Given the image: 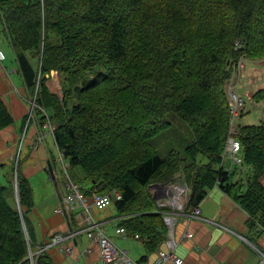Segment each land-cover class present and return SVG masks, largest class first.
Instances as JSON below:
<instances>
[{
	"label": "trees",
	"instance_id": "trees-1",
	"mask_svg": "<svg viewBox=\"0 0 264 264\" xmlns=\"http://www.w3.org/2000/svg\"><path fill=\"white\" fill-rule=\"evenodd\" d=\"M0 21L35 115L55 125L70 179L87 197L121 196L102 210L113 208L117 227L141 242L139 264L165 247L168 232L167 208H157L148 187L176 175L190 190L185 213L218 186L248 215L249 231L264 235V119L238 126L243 169L222 165L228 67L264 60V0H0ZM52 71L62 97L49 90ZM251 99L264 102V87ZM169 113L189 130L183 157H162L152 143ZM12 124L0 97V131ZM20 162L2 165L0 264H32L19 209L32 253L44 246L27 217L35 203ZM33 264L54 262L42 251Z\"/></svg>",
	"mask_w": 264,
	"mask_h": 264
},
{
	"label": "crops",
	"instance_id": "crops-1",
	"mask_svg": "<svg viewBox=\"0 0 264 264\" xmlns=\"http://www.w3.org/2000/svg\"><path fill=\"white\" fill-rule=\"evenodd\" d=\"M57 81L59 83V80ZM55 86L58 87L57 83ZM48 87L51 93L58 94L51 89L50 85ZM21 90L23 92V89ZM12 91L7 86L6 89L4 88L3 97L0 96L10 114L9 105H14L17 112L16 119L11 114L14 123L0 131V140L2 141L0 143V179L5 171L2 165L11 163L15 156V152L8 149L12 146L15 147L13 140L16 141L18 136L23 133L22 136H29L28 146H30L37 133L46 131L37 119L33 121V124L30 121L26 125V103L20 99L17 91H15L16 95ZM46 136L43 144L36 147L40 151H37L36 159L40 162L39 169L34 171L26 169V173L21 170L29 181L33 172L44 171L49 181L48 189L42 182L44 192L39 201L34 198L31 184L35 205L27 217L34 229L36 246L38 248L43 243L49 244L56 234L71 235V238L62 246H52L46 250L54 264H101L99 246L92 235H89L94 231L89 229L88 224L83 222L80 216L72 214L71 217H67L62 211L59 188L55 183L50 182L48 176L49 161L51 155L55 157L56 147L53 136L51 135L50 140ZM28 165L29 163H27ZM225 166H229L228 161L225 162ZM27 174L28 176H26ZM185 203L177 204V209L171 211L175 216V254L183 260L182 264H264L261 263L262 255L259 253V250L264 252V235L259 238L249 231L247 227L248 215L218 186L210 189L205 199L199 204L202 216L209 222L186 219L182 209ZM115 214L113 208L101 211L90 209L93 223H96L116 246L128 252L132 260L131 264H139L138 261L145 254L144 248L137 238L119 235L115 232L118 228V218L115 217ZM185 232H190L192 238L184 241L182 235ZM65 247H70L71 251L67 252ZM164 249L165 247H162L161 251ZM156 259L157 253H154L149 255L143 264H157Z\"/></svg>",
	"mask_w": 264,
	"mask_h": 264
},
{
	"label": "built area",
	"instance_id": "built-area-1",
	"mask_svg": "<svg viewBox=\"0 0 264 264\" xmlns=\"http://www.w3.org/2000/svg\"><path fill=\"white\" fill-rule=\"evenodd\" d=\"M239 46L240 42L237 41L236 48H238ZM4 58V54L2 53V51H0V60H3ZM243 60L244 57H241L234 65L228 67V70L230 69L231 75L230 78L225 82L224 86L225 95L229 103L230 119L228 123L227 138L222 153V164H224L225 161H228L230 163L229 169H231L233 165L241 166V164L243 163V159L241 156V145L236 138L239 126V116L245 108V101L237 92V80L240 77V72L244 70ZM43 112L47 117V113L44 110ZM44 128H46V131L37 133L33 139V144L36 147L43 144L46 134H53L55 125L47 121V123L44 125ZM68 170V160L62 155L61 152L57 150V153L55 155V168L54 170L50 171L49 180L55 183L59 188L62 211L64 212V214L67 217H71L72 214L80 216L83 222L88 224L89 229L94 231L93 234L89 235H92L95 242L99 246V258L101 264H131L132 260L129 257L128 252L117 247L113 243V241L99 229L97 224L93 223L90 215L91 208L97 210L105 209L112 203L113 199L118 200L121 198V196L117 192L113 191L112 194H94L91 197H87L86 195L81 193L78 185L70 179ZM60 174L62 175V177ZM63 176L65 177V179H63ZM175 186L182 187L180 192V196H182V198L180 200L175 198V196L177 195L173 190ZM187 190H189V188L181 182L157 185L156 187H152L149 189V192L151 194H156L161 201V206H158L157 204L158 209L167 208L168 210H164L165 212L163 213L165 224L168 226V235L164 244L165 249L157 252V264L183 263V260L175 254L176 241L173 234L175 216L171 211L177 209V204L188 202L189 197L185 198ZM163 197L166 200H164ZM186 203L184 205H186ZM183 216L186 219H198L209 222L202 216V211L199 205L192 207L187 213L183 212ZM116 233L124 234V229H116ZM70 238L71 235L57 234L53 236L49 246H60ZM191 238L192 234L189 232L184 235L183 240L186 241ZM65 250L67 252L71 251L70 247H66ZM38 253H40V251ZM259 253L262 255L261 263H264V254L260 251Z\"/></svg>",
	"mask_w": 264,
	"mask_h": 264
},
{
	"label": "rangeland",
	"instance_id": "rangeland-1",
	"mask_svg": "<svg viewBox=\"0 0 264 264\" xmlns=\"http://www.w3.org/2000/svg\"><path fill=\"white\" fill-rule=\"evenodd\" d=\"M0 50L5 56L3 60H0V96L3 97L4 88L6 89L7 86L10 87L11 90H13L12 92L14 94H15V91H17L19 93L20 99L23 102H25L27 106V112L25 113V116H26L25 121H28V120L32 121V124H33L34 120L36 121L37 119L38 121L40 119V115L39 114L35 115V112L33 110L34 108L33 99L28 94L25 88L23 79L20 73L18 72V65H17V62L15 61L14 52L9 43V38L5 31L4 25L1 21H0ZM243 65H244V70L240 72V77L237 80V92L240 94V96H242V98L245 101L244 115L245 114L246 115L242 117L241 119H239L238 125L256 124V123H259L262 119H264V102L255 103L254 101H252L251 96L258 89L264 87V60L259 61V62H252L245 58L243 60ZM57 80H59L58 74L53 76V78L50 81H48V86L50 85L51 89L55 93L58 92L57 95L62 97V90L60 89L61 87L60 81L58 83ZM55 83H57L58 87L55 86ZM21 89H23V92ZM12 99L14 100L13 94H12ZM9 107L11 109L12 116L16 119L17 112L14 108V105L13 106L9 105ZM167 119L170 123L169 128L166 131L162 132L158 137L153 139L152 143L154 144L155 148L158 150V152L160 153L162 157H165L167 153L171 150L176 151L183 157L185 147L187 146V143H188L189 130L186 124L174 113H169ZM46 123H44L43 126ZM43 131H41L40 133H42ZM22 135L23 133H21L18 136V139L16 141L13 140L15 147L12 146L11 148H8L6 145L5 147L10 150H13L15 154L20 153L21 151V154L18 155V159H19V156L21 159L20 169L22 170V172L26 173V169H29L31 171L39 169L40 162L36 160L37 151L39 149L38 148L36 149V146L34 144H31L30 146H28L29 136L24 137ZM46 137L48 140H50L51 135L49 134ZM0 143H2L1 140H0ZM56 153H57V150L55 151V155ZM27 163H29L28 166H27ZM15 167H17L16 164H15ZM235 167L243 169V163L241 164V166L233 165L230 171H232V169H234ZM26 176H28V174ZM180 176L179 175L174 176L171 182L158 183V184H170V183H175V182H181L185 184V181L182 180V177ZM63 179H65L64 176H63ZM42 182L48 189L49 181L47 179V174L44 171L33 172V174L30 177V183L32 184V187H33L34 198L37 201H39L40 197H42V194L44 192L42 188ZM262 182L264 183V175L262 177ZM181 188L182 187H180V189ZM148 191H149V187H148ZM186 192L187 194L185 195V198H188V197L190 198V190H187ZM167 229H168V226H167ZM186 233H189V232H185L182 235V239ZM173 234L175 236V223L173 225ZM119 235H126L125 230H124V234H119ZM167 235H168V232H167ZM50 243L47 245L44 244L42 248L49 250L52 247V246H49ZM34 255L35 254L33 253V257Z\"/></svg>",
	"mask_w": 264,
	"mask_h": 264
},
{
	"label": "water",
	"instance_id": "water-1",
	"mask_svg": "<svg viewBox=\"0 0 264 264\" xmlns=\"http://www.w3.org/2000/svg\"><path fill=\"white\" fill-rule=\"evenodd\" d=\"M55 75H57V72H54V71H52L51 72V76L53 77V76H55ZM17 170H15V178H16V174H17V172H16ZM157 185H162V184H158V183H154V184H151L150 186H149V189L150 188H152V187H156ZM153 196V199L157 202V204H158V206H161V201H160V199H159V197L156 195V194H152ZM163 199L164 200H166L164 197H163ZM16 203H17V205H18V207H19V201H18V198H17V200H16ZM19 213H20V216H21V220H22V228H23V232H24V235H25V238H26V241H27V244H29L28 243V232H27V229H26V226H25V224H24V221H23V218H22V213L19 211ZM29 248V256H28V259L32 262V252H31V250H30V247H28Z\"/></svg>",
	"mask_w": 264,
	"mask_h": 264
},
{
	"label": "bare ground",
	"instance_id": "bare-ground-1",
	"mask_svg": "<svg viewBox=\"0 0 264 264\" xmlns=\"http://www.w3.org/2000/svg\"><path fill=\"white\" fill-rule=\"evenodd\" d=\"M173 190H174V192L177 194V195L175 196V198L180 200V199L182 198V196H180V192H181L180 187H179V186H175V187L173 188Z\"/></svg>",
	"mask_w": 264,
	"mask_h": 264
}]
</instances>
